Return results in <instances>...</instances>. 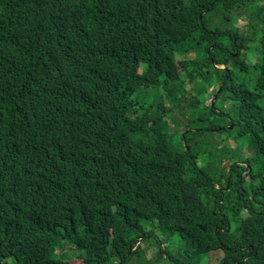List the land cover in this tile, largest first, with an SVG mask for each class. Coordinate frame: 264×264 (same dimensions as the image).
I'll return each mask as SVG.
<instances>
[{
	"label": "trees",
	"instance_id": "obj_1",
	"mask_svg": "<svg viewBox=\"0 0 264 264\" xmlns=\"http://www.w3.org/2000/svg\"><path fill=\"white\" fill-rule=\"evenodd\" d=\"M151 247L264 264V0H0V264Z\"/></svg>",
	"mask_w": 264,
	"mask_h": 264
},
{
	"label": "clouds",
	"instance_id": "obj_2",
	"mask_svg": "<svg viewBox=\"0 0 264 264\" xmlns=\"http://www.w3.org/2000/svg\"><path fill=\"white\" fill-rule=\"evenodd\" d=\"M194 55V54H193ZM215 66L217 67V68H225V69H227V67L228 66H226V65H224V64H222V65H220V64H215ZM223 66H226V67H223ZM194 84V83H193ZM217 85V84H216ZM220 88V87H219ZM218 91V90H217ZM216 93V87H215V92H210V93H208V97H206V98H202L201 96V98L202 99H204V105L203 106H201L198 110H194V109H192L191 110V113L192 114H197V116L196 117H200V116H207V114H208V111H209V108H211L212 106H214L215 104H216V101H217V95L215 94ZM207 95V94H206ZM182 97L183 96H181L180 98H176V99H174V98H172L171 99V101L170 102H174L175 104H177V105H180V106H182V107H186L187 106V103H186V101H184V99H182ZM170 102H168V101H166V106L165 107H171L172 108V113H176V112H178V110H177V108L175 107V106H173L172 107V103H170ZM182 110L184 111V113H185V116H187L188 115V109H185V108H182ZM233 125H230V128L232 127ZM230 139H232V138H229L228 140H226V141H228V144H230L229 142H230ZM226 141L224 142V143H226ZM218 187H220L221 188V186H218ZM226 188H228V187H226ZM221 203V202H220ZM158 239H160V240H162V242L160 243L161 244V248L162 249H164V248H169L171 251H175L176 252V247H173V249L171 248L172 246L170 245V243H168L162 236H159L158 237ZM159 247V246H158ZM158 247H151L150 249H154L155 250V253L153 254V256H149L148 255V252H149V250L147 251V256H148V258H149V260L150 261H158L159 263H162L163 262V260H165V259H161V258H158L157 257V255H156V253L158 254V251H159V248ZM164 254H166V253H164ZM168 254H170V252L168 251ZM167 255V254H166ZM182 256L183 255H181V258H182ZM213 257V259H214V262H216L215 261V258H214V255L212 256ZM14 260V263H12L11 262V260ZM8 262L10 263V264H16V259L13 257V256H10L9 257V259H8ZM74 263V262H73ZM179 264H181V263H179ZM183 264H191L190 262H183Z\"/></svg>",
	"mask_w": 264,
	"mask_h": 264
},
{
	"label": "rangeland",
	"instance_id": "obj_3",
	"mask_svg": "<svg viewBox=\"0 0 264 264\" xmlns=\"http://www.w3.org/2000/svg\"><path fill=\"white\" fill-rule=\"evenodd\" d=\"M238 24H239V27L242 29V31H247L248 28H249V27H248V20H247L246 18H244V17H242V18L240 19V21H238ZM223 67H226V66H223ZM220 138H221L220 140L223 139V144H225V143H224V142H225L224 137L222 136V137H220ZM229 143H230L231 147H236V146H237V143L234 141V139L230 140ZM237 147L240 149L241 146H240V147L237 146ZM219 148H222V145H218V144H217L216 149H219ZM216 155H217V154H216ZM235 155H237V154H234V156H235ZM216 157H217L219 160L222 159L220 156H216ZM222 161H227L226 156L223 157ZM171 248L173 249V247H171ZM154 253H155V250L152 248V249L149 250L148 255L151 257V256H153ZM156 255H157V253H156ZM221 256H222V254H217V255H214V258H216V259L218 260ZM74 258H76V259H73V262H74L75 264H84V262H83L82 259H79V258H77V257H74ZM213 261H214V259H213ZM215 261H216V260H215ZM11 262L14 263V260L12 259ZM165 262H167V261L163 260V262H162L161 264H164Z\"/></svg>",
	"mask_w": 264,
	"mask_h": 264
}]
</instances>
